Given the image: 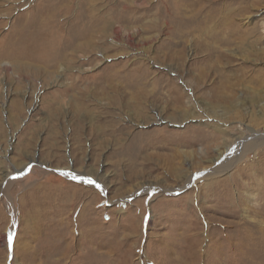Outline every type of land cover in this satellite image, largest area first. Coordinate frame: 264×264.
Here are the masks:
<instances>
[{"label":"rangeland","instance_id":"rangeland-1","mask_svg":"<svg viewBox=\"0 0 264 264\" xmlns=\"http://www.w3.org/2000/svg\"><path fill=\"white\" fill-rule=\"evenodd\" d=\"M253 132L264 0H0V264H264Z\"/></svg>","mask_w":264,"mask_h":264},{"label":"bare ground","instance_id":"bare-ground-1","mask_svg":"<svg viewBox=\"0 0 264 264\" xmlns=\"http://www.w3.org/2000/svg\"><path fill=\"white\" fill-rule=\"evenodd\" d=\"M68 2V1H67ZM34 23V22H33ZM72 39L71 40H73V37H71ZM77 44V43H76ZM45 46H47V45H45ZM49 46V45H48ZM26 49V48H25ZM51 57H54V56H51ZM254 133V136H253V141H248V142H244V143H241V145H240V147L237 149V150H239V152L235 149L234 151L232 150H230V151H227V153H220L219 154V156H220V160H219V162L217 163V166H225V165H227V161L228 162H230V160H231V162H239L240 160H242L243 158H244V156L246 155V154H248V153H250V152H253V150L255 149V148H257V147H259V145H261V144H263L264 143V136H260L259 134H257V133H255V132H253ZM243 142V141H242ZM240 144V143H239ZM225 154H226V156H225ZM227 167V166H226ZM229 168V167H228ZM228 168H225L226 170L228 169ZM219 170V169H218ZM221 171H223V170H220V171H216L217 173L219 172V173H222ZM210 174H212V173H208V174H205V175H199L197 178H200V177H202V176H204V177H208V176H210ZM214 174V173H213ZM197 178H195V181H196V179ZM191 180V179H190ZM189 181V180H188ZM192 182V181H191ZM160 188V187H159ZM149 191H148V194L150 195V194H153V189L151 190V189H148Z\"/></svg>","mask_w":264,"mask_h":264},{"label":"snow or ice","instance_id":"snow-or-ice-1","mask_svg":"<svg viewBox=\"0 0 264 264\" xmlns=\"http://www.w3.org/2000/svg\"><path fill=\"white\" fill-rule=\"evenodd\" d=\"M90 183H91V181H90Z\"/></svg>","mask_w":264,"mask_h":264}]
</instances>
